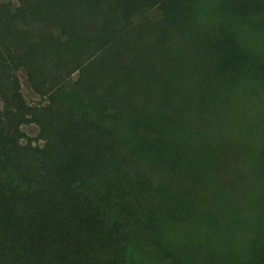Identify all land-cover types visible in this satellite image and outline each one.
<instances>
[{"label":"trees","instance_id":"obj_1","mask_svg":"<svg viewBox=\"0 0 264 264\" xmlns=\"http://www.w3.org/2000/svg\"><path fill=\"white\" fill-rule=\"evenodd\" d=\"M134 240L264 264V0H0V264Z\"/></svg>","mask_w":264,"mask_h":264},{"label":"rangeland","instance_id":"obj_2","mask_svg":"<svg viewBox=\"0 0 264 264\" xmlns=\"http://www.w3.org/2000/svg\"><path fill=\"white\" fill-rule=\"evenodd\" d=\"M22 93L29 104H36L42 101L35 95L27 84L23 74H19ZM23 131L31 138H36L38 129L35 125L30 124L22 127ZM41 144L40 141L35 142ZM124 264H168L164 259L157 256V251L147 243H141L134 240L128 246L125 254Z\"/></svg>","mask_w":264,"mask_h":264}]
</instances>
